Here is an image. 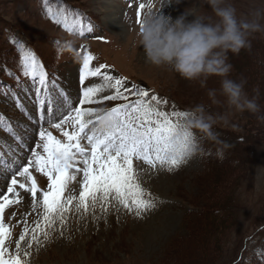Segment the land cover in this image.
Here are the masks:
<instances>
[{"label":"rangeland","instance_id":"rangeland-1","mask_svg":"<svg viewBox=\"0 0 264 264\" xmlns=\"http://www.w3.org/2000/svg\"><path fill=\"white\" fill-rule=\"evenodd\" d=\"M229 3L237 9L238 16L256 19L262 25V30L253 33L249 39L251 45L256 44L264 52V0H229ZM140 4L145 5L143 10L139 9ZM46 7L58 11L66 10L70 26L72 20L77 18L82 24L90 22L94 28L93 32L81 37L75 32L67 31L45 15ZM148 10V0H48L47 4L44 0H0V76L6 68L13 65L12 61L19 55L17 46L12 42V37H15L27 47L38 50L54 62L55 56L59 57L53 75L49 77L56 78L59 87L69 94L70 99L75 100L79 92L78 76L83 59L81 49L83 45L96 57V65L108 66L106 71L110 75L116 78L126 77L129 85L140 89L143 88L138 84L143 83L149 87L150 94H156L167 100V105L159 106L161 111L167 113L185 111L201 103L210 106L208 90L216 89L219 93L220 77H210L205 86L201 87L198 81L182 79L168 68L156 67L146 61L142 46L137 45L136 34ZM151 10L162 11L163 14H170L173 17L187 10H193L197 14L214 15L206 0H170V2L163 0L162 3L160 0H152ZM256 13H259L258 17L255 16ZM238 56L229 55V62L233 65L229 78L237 82L242 78L245 79L242 77L243 73L240 74V56ZM262 57L264 59V56ZM98 82H101L100 78L90 77L88 81L89 86ZM3 84L5 83L0 82V117L11 125L12 131L17 133L19 139H14L11 132L3 127V121H0V152L3 153L0 162V180L5 182L0 185V192H6V184L11 180V174L6 168L15 169L17 164H26L31 158V149L35 148V143L39 140L38 132L41 124L54 136L61 138L58 130L50 128L41 120V116L46 113L37 99L36 88L40 87L38 82L25 77L22 82L15 85L6 84L5 88H2ZM112 93L113 90L109 89L101 96ZM219 98L224 99L222 96ZM39 99H46L43 91ZM129 99L136 98L130 96ZM17 101L22 107L17 108ZM262 101L264 108V94ZM122 103L125 101H103L91 107L103 114V110ZM209 110L218 112L224 111L225 108L210 106ZM240 114L236 113L231 117V124L236 125L235 128L229 125L217 126L214 129L224 132L236 130L244 125L243 121L239 120ZM29 116L32 119H29ZM172 119L175 120V117ZM258 142L255 155L249 158L245 169H236L218 178L215 176L216 178L205 184L198 183L196 179L203 170V160L199 156L171 172L158 167L153 168L143 161H134V168L142 186L157 198L155 208L137 216L116 201H111L106 205L107 211H103L98 202L95 209L85 213L83 210L76 211L73 202L67 213V223L63 228L64 235L58 234L60 228L57 227L56 234H53L46 244L38 250L34 246L30 250L32 253L30 264H163L161 261L170 254L171 243L179 236L186 238L181 253L190 249L198 236L199 250L193 255L197 259V264H231L237 261L240 254L245 260L243 264H264V238L255 234L257 228L264 225V131L262 130ZM9 147L12 149L11 152ZM242 173L243 180L237 181ZM33 175L38 186L46 190L47 177L35 171ZM17 178L24 180L22 177ZM81 179L82 174L77 177V181L69 185L66 195H78ZM19 191L22 193V202L5 211L6 222L13 226L12 240L8 242V247L13 252L14 241L23 231V223L18 224L17 221H23L25 213H31L27 216L29 227L39 219L32 210L30 194L23 193V190ZM229 195L231 197L235 195L237 198L236 213L239 215L237 228L233 223L226 225L223 230L216 226L210 228L204 224V221L197 220L191 223L190 230L198 224L200 235L191 230L193 235L186 237L190 211L204 209L205 203H212L218 208ZM12 212L16 213L15 218L12 217ZM218 235L230 236L229 240L233 244L229 247L230 261L226 260V255L222 257L218 253L222 248L221 243L216 245L214 239ZM208 255L213 259L211 263L207 261ZM185 262L187 264L186 260Z\"/></svg>","mask_w":264,"mask_h":264},{"label":"snow or ice","instance_id":"snow-or-ice-1","mask_svg":"<svg viewBox=\"0 0 264 264\" xmlns=\"http://www.w3.org/2000/svg\"><path fill=\"white\" fill-rule=\"evenodd\" d=\"M44 3L47 4L48 0H44ZM138 7L143 10L145 5L140 4ZM45 15L55 24L81 37L94 30L90 22L82 24L78 18L72 20L70 26L66 10L46 7ZM12 42L19 51L22 74L40 85L36 88L37 99L46 113L41 116V120L61 133V138H58L41 124L39 140L35 148L31 149V158L26 164H17L15 169L6 168L11 180L6 184V192H0V264H30V250L34 246L38 250L46 244L56 234L57 227L60 228L58 234L64 235L67 213L73 202L76 211L83 210L85 213L95 209L98 202L101 209L107 211L106 205L111 201H116L137 216L155 208L157 198L142 186L134 161H143L153 168L169 172L184 164L186 145L175 149L170 139L186 113L159 110L160 105H167V100L150 94L148 90L129 85L126 77L110 75L106 71L108 66L96 65V57L83 45L78 76L79 92L76 99L72 100L59 87L56 78L50 79L33 49L15 37H12ZM90 77L100 78L101 82L89 86ZM109 89L113 90L112 94L101 96ZM41 91L46 99H39ZM130 96L136 99L130 100ZM118 100L125 103L103 110V114L91 107L103 101ZM16 106L22 107L19 101ZM29 119L32 117L29 116ZM0 121H3V117H0ZM3 127L11 132L14 139H19L7 121H3ZM188 135L185 133V141ZM2 158L3 153L0 152V162ZM33 171L47 177L46 190L38 186ZM80 174L82 179L79 181L78 195H66L69 185L77 181ZM18 189L30 194L32 210L39 219L31 227L27 220L31 213H25V219L17 221L18 224L23 223V231L14 241L13 252L8 247L13 226L6 222L5 211L22 202V193ZM11 215L15 218L16 213L12 212Z\"/></svg>","mask_w":264,"mask_h":264},{"label":"clouds","instance_id":"clouds-1","mask_svg":"<svg viewBox=\"0 0 264 264\" xmlns=\"http://www.w3.org/2000/svg\"><path fill=\"white\" fill-rule=\"evenodd\" d=\"M206 3L211 7L213 16L187 10L173 17L162 11L153 12L152 0H148L149 10L136 34L137 45L142 46L148 63L168 68L182 79L198 81L201 87L210 77L221 78L219 93L210 89L207 95L210 106L224 107L225 110L212 112L210 106L203 103L188 108L170 139L175 149L186 145L185 163L209 154L204 147L205 141L217 146L216 156L222 160L231 145L220 140L214 128L229 125L235 128L231 117L236 113L260 112L257 97L249 98L245 91L246 79L237 82L229 78L233 69L229 54L239 55L242 50L250 49L249 38L261 31L262 25L256 19L238 16L237 9L229 0H206ZM255 16L258 17L259 13ZM220 96L224 99L221 100ZM257 118L264 121V115ZM185 133L189 134L186 141Z\"/></svg>","mask_w":264,"mask_h":264},{"label":"trees","instance_id":"trees-1","mask_svg":"<svg viewBox=\"0 0 264 264\" xmlns=\"http://www.w3.org/2000/svg\"><path fill=\"white\" fill-rule=\"evenodd\" d=\"M229 55L234 56L232 54ZM239 56L240 74L243 73L242 77H245V79L248 76L246 80L247 83L245 85V91L249 98L257 97V103L260 106V112L256 114L247 111L241 113L239 120L243 121L244 125L239 126L234 131L226 130L224 132L222 130L218 131L214 129V131L218 134L219 139L226 141L231 145V147L225 151L224 158L221 160L216 156L217 146L207 141L204 142V147L206 150H209V154L202 158L203 170L196 177L198 183L200 184L210 182L215 176H217L218 178V176L220 177V175L222 176L224 174H228L229 172L235 171L236 169H245V165L248 162L249 158L255 155L257 149L256 146L258 145V141L261 138V130L264 131V121L257 118L258 116L264 115V108L262 103L264 94V92L262 93L264 87V59L262 56H264V52L262 49L260 50L259 47L256 46V44H253L251 45L250 49L242 50ZM16 60L17 59L12 61L13 65L15 63L17 64ZM253 134H255L256 136H254ZM243 178L244 174L242 173L238 177L237 181L240 180L241 182ZM240 184L238 187H240ZM235 192L236 191H234V194ZM221 204L218 208H216L212 203H205V205L203 206L204 209L196 212L190 211L188 214L189 223L187 224L188 234L186 237H188L189 235H193L194 232H197V234L200 235L198 224H195V226H193V228L191 229L193 233L190 230L191 223L197 220L204 221V224L206 226H209L210 228L216 226V228L219 227L223 230L226 225H229V223H233L237 228L236 223L238 222L239 216L238 213H236V207L238 205L237 198H235V195L233 197L229 195L228 198ZM255 234H259L261 235V238H264V225L259 226ZM229 237L230 236L221 237V235H218L215 236L214 239L216 240V245H219L221 243L222 248L221 250H219L220 252L218 251L219 255L221 254L222 257L226 255V260L230 261L231 258L228 256L230 252L229 247H231L233 244L232 241L229 240ZM184 240H186L185 236H179L178 238H176L171 243L170 254L167 255L166 258L161 261V263L186 264V260L187 264H197V259L194 258L193 255H195L196 251L199 250L197 248L200 243L198 241V236L196 238V242H193V244L191 245V248L184 251V253H181V248L182 244H184ZM208 258L209 259H207V261H210L211 263L213 259L209 255ZM244 262L245 260L242 259V256L240 254L237 258V261L231 264H243Z\"/></svg>","mask_w":264,"mask_h":264},{"label":"bare ground","instance_id":"bare-ground-1","mask_svg":"<svg viewBox=\"0 0 264 264\" xmlns=\"http://www.w3.org/2000/svg\"><path fill=\"white\" fill-rule=\"evenodd\" d=\"M6 161V160H5ZM1 182H0V185L2 184H5V182H4V180H0ZM2 188V187H1Z\"/></svg>","mask_w":264,"mask_h":264},{"label":"water","instance_id":"water-1","mask_svg":"<svg viewBox=\"0 0 264 264\" xmlns=\"http://www.w3.org/2000/svg\"><path fill=\"white\" fill-rule=\"evenodd\" d=\"M144 85V84H143Z\"/></svg>","mask_w":264,"mask_h":264}]
</instances>
